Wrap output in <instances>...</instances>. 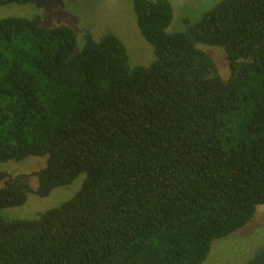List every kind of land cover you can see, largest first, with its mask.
Returning <instances> with one entry per match:
<instances>
[{"label": "trees", "instance_id": "16d2710c", "mask_svg": "<svg viewBox=\"0 0 264 264\" xmlns=\"http://www.w3.org/2000/svg\"><path fill=\"white\" fill-rule=\"evenodd\" d=\"M59 1L77 0L0 7ZM130 1L145 67L113 34L0 19V166L43 160L34 189L0 172V264H204L264 206V0H222L183 33L168 0ZM199 46L220 48L227 80ZM81 175L36 220L2 216Z\"/></svg>", "mask_w": 264, "mask_h": 264}, {"label": "rangeland", "instance_id": "374dc122", "mask_svg": "<svg viewBox=\"0 0 264 264\" xmlns=\"http://www.w3.org/2000/svg\"><path fill=\"white\" fill-rule=\"evenodd\" d=\"M172 5V22L168 33H183L186 26L184 19L191 23L200 20L222 0H168ZM130 0H77L59 1L46 5L42 9L32 5H7L0 7V19L18 17L32 19L37 17L46 28L66 26L77 35L78 43H82L80 34L89 31L98 40L106 34H113L120 39L126 48L131 67L148 66L154 59L152 47L140 35ZM199 48L214 61L222 80L230 77V68L220 48ZM43 165V160L28 158L20 163L8 162L0 166V172L11 177L30 175L32 188L36 186L33 174ZM85 176L81 175L71 185L54 189L47 197L38 198L29 194L25 204L17 208H8L1 212L5 219L36 220L42 213L58 208L70 200L79 190ZM4 213V214H3ZM264 247V206L256 208L253 219L242 229L228 238L215 241L204 264H244L255 253Z\"/></svg>", "mask_w": 264, "mask_h": 264}]
</instances>
